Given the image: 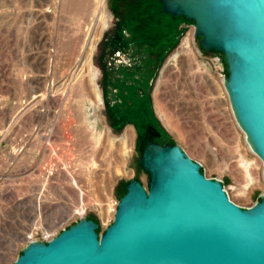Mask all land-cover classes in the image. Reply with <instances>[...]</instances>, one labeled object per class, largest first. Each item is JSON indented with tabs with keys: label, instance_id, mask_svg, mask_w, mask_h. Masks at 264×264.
<instances>
[{
	"label": "rangeland",
	"instance_id": "obj_1",
	"mask_svg": "<svg viewBox=\"0 0 264 264\" xmlns=\"http://www.w3.org/2000/svg\"><path fill=\"white\" fill-rule=\"evenodd\" d=\"M128 17L154 24L153 52L174 36L143 60L159 61L143 105L156 139L179 143L243 207L264 191L263 164L221 83L222 54L198 49L192 20L163 13L159 0H0V264L30 235L81 215L103 232L128 180L147 185L137 148L145 123L115 116L104 86V60H128L108 44Z\"/></svg>",
	"mask_w": 264,
	"mask_h": 264
},
{
	"label": "water",
	"instance_id": "obj_2",
	"mask_svg": "<svg viewBox=\"0 0 264 264\" xmlns=\"http://www.w3.org/2000/svg\"><path fill=\"white\" fill-rule=\"evenodd\" d=\"M159 2L192 20L199 50L222 54L232 115L264 179V0ZM159 134L146 126L137 148L147 185L128 180L103 232L81 215L47 240H27L9 264H264V191L241 206L179 143L155 140Z\"/></svg>",
	"mask_w": 264,
	"mask_h": 264
},
{
	"label": "flooded vegetation",
	"instance_id": "obj_3",
	"mask_svg": "<svg viewBox=\"0 0 264 264\" xmlns=\"http://www.w3.org/2000/svg\"><path fill=\"white\" fill-rule=\"evenodd\" d=\"M126 37L130 36V32L127 29H123L122 32ZM130 45L127 44L122 45L121 47L115 49L113 52L121 56V52L125 54L128 60H120L119 63H112L104 60L103 73L105 75L104 86L108 89V93L111 96L117 97L113 99L114 101H122L126 100L129 106H138L139 109L138 115L135 116V120L133 121H144L145 128L148 124L154 125L159 131L157 125L151 122V114L146 111L144 105V97L149 93V83L151 82V77L153 75L154 69L157 66V63L153 64L143 62L144 58H153L156 57L157 53L164 54L165 48L162 50H158L157 52L152 50V48H148L145 50L143 47L142 41L140 40V44L136 42L139 39H133ZM154 49V48H153ZM121 58V57H120ZM112 77L113 80L111 82L108 81V78ZM119 80V81H117ZM125 81V84L122 83ZM99 93V92H98ZM100 99V94H99ZM136 108V107H135ZM160 132V131H159ZM159 135L155 136L158 137ZM159 141V140H157ZM160 142V141H159ZM167 142V141H165ZM162 143V142H161ZM164 143V142H163Z\"/></svg>",
	"mask_w": 264,
	"mask_h": 264
},
{
	"label": "trees",
	"instance_id": "obj_4",
	"mask_svg": "<svg viewBox=\"0 0 264 264\" xmlns=\"http://www.w3.org/2000/svg\"><path fill=\"white\" fill-rule=\"evenodd\" d=\"M162 12L165 13V14L170 15L172 18L179 17V16L173 17L169 13H166L164 11H162ZM181 17H184V16H181ZM141 24H148V26L146 28H143L142 30L136 29V28H138V25H141ZM123 25L127 26V27H124V28L128 29V31L131 34H130L129 37H126L121 31L117 32V34L114 37L112 36L110 38V40H109L108 44L110 45L111 50H115V49H117V48H119V47H121L122 45H125V44H127V46L130 45L131 42H132L130 40H133V39H139V41L136 42L137 44H140L141 43L140 40H141L142 41L141 45H143L145 50H147L148 48H150V49L154 48V46L151 44L154 39L157 40L155 34L152 32L153 30H155L154 27H153L154 24H151V23H148V22L140 23V22H137L136 20H134V22H133L128 17V18L125 19V22L123 23ZM121 26H122V22H121ZM159 36H160V34H159ZM171 36H172V38H171ZM171 36H168L166 41L171 42L173 37H174L173 35H171ZM166 41H165V43H166ZM165 43L157 44L158 45V50H162V49L165 48V51H167L168 48L170 47V43L167 44V45H165ZM112 80H113L112 77L108 78L109 82H111ZM117 81H119V80H117ZM122 83L125 84V81L122 82ZM109 104H110V102H109ZM110 107L113 110V112L115 113V116L121 118L122 121H125V120H132L133 121V120H135V116H137L138 112H139L138 106H132L131 107V106H129L127 104L126 100H122L120 102L114 101V102H112V104H110ZM258 199H259V197H258Z\"/></svg>",
	"mask_w": 264,
	"mask_h": 264
},
{
	"label": "built area",
	"instance_id": "obj_5",
	"mask_svg": "<svg viewBox=\"0 0 264 264\" xmlns=\"http://www.w3.org/2000/svg\"><path fill=\"white\" fill-rule=\"evenodd\" d=\"M57 233V232H56ZM55 233H47V232H43L41 233L40 237H38V239H44V240H47L49 239L50 237H52ZM33 238H36L35 236H32L30 235L29 239H33ZM28 239V240H29Z\"/></svg>",
	"mask_w": 264,
	"mask_h": 264
},
{
	"label": "crops",
	"instance_id": "obj_6",
	"mask_svg": "<svg viewBox=\"0 0 264 264\" xmlns=\"http://www.w3.org/2000/svg\"><path fill=\"white\" fill-rule=\"evenodd\" d=\"M147 26H148V24H144V25H141V27L136 28V29H140V30H142L143 28H146Z\"/></svg>",
	"mask_w": 264,
	"mask_h": 264
},
{
	"label": "bare ground",
	"instance_id": "obj_7",
	"mask_svg": "<svg viewBox=\"0 0 264 264\" xmlns=\"http://www.w3.org/2000/svg\"><path fill=\"white\" fill-rule=\"evenodd\" d=\"M185 63V62H184ZM183 70V69H182ZM221 81H222V77H221ZM222 83V82H221ZM223 85V84H222Z\"/></svg>",
	"mask_w": 264,
	"mask_h": 264
}]
</instances>
